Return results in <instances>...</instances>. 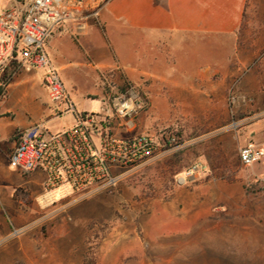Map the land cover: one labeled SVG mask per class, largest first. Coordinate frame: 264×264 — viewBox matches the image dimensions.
I'll return each mask as SVG.
<instances>
[{
	"label": "rangeland",
	"instance_id": "374dc122",
	"mask_svg": "<svg viewBox=\"0 0 264 264\" xmlns=\"http://www.w3.org/2000/svg\"><path fill=\"white\" fill-rule=\"evenodd\" d=\"M10 4L11 0H0V13ZM260 67L232 70L227 85L221 84L226 71L218 70L217 87L209 97L158 95L159 87L133 85L122 73L119 84L102 87L103 100L91 95L95 87L83 72L82 79L72 76L70 80L56 67L78 113H99L104 101L108 103L133 86L149 106L129 121H115V133L123 139L152 136L160 144L159 152L136 169L121 170L114 188L44 207L37 200L43 191V175L24 176L11 170V150L6 154V149L14 140H0V264H99L106 242L120 244L117 253L139 239L168 241L172 237L167 229L180 228L221 235L217 254L213 243L194 248L193 254L204 260L210 255L223 259L230 255L223 247L236 253L247 237L249 247L261 249L258 254L264 263V178L261 171L246 169L239 160L241 147L250 141L264 142V95L257 94L263 89L258 85L264 79ZM29 76L34 80L18 83L4 102L15 115L8 121L15 133L39 123L53 132L71 124V113L42 114L40 109L55 113L57 108L41 82L43 71L24 73L14 83ZM77 80L81 84L74 89L72 83ZM26 95L38 97L34 107ZM197 166L199 170L189 175ZM182 217L184 222L178 220ZM177 252L184 253V249L172 250Z\"/></svg>",
	"mask_w": 264,
	"mask_h": 264
},
{
	"label": "crops",
	"instance_id": "0c3cea01",
	"mask_svg": "<svg viewBox=\"0 0 264 264\" xmlns=\"http://www.w3.org/2000/svg\"><path fill=\"white\" fill-rule=\"evenodd\" d=\"M46 48L66 79L81 78L83 72L95 87L91 95L102 100V87L119 84L122 73L133 85L159 87L158 95L188 93L209 97L216 90L218 70L226 71L221 83L224 85L232 78V70L250 69L257 64L264 70V0H83L75 15L57 28ZM33 80L29 76L12 84L0 100V140L10 143L16 134L8 122L15 115L4 107L5 100L18 83ZM80 84L77 80L72 88L77 89ZM258 85L263 89L257 94L264 95V79ZM25 98L33 107L38 102L34 95ZM40 110L45 117L55 114L51 109ZM74 124L73 115V122L63 129ZM13 147L14 142L6 154ZM44 181L43 175L42 188ZM43 193L44 189L37 200ZM178 220L184 222L186 218ZM167 232L177 241L170 238L149 243L148 239H139L117 253L115 249L120 244L106 242L99 264H264L258 254L261 249L249 247L247 237L236 253L229 246L223 247L230 253L228 257L210 255L204 260L193 254L194 248L213 243L212 250L217 254L221 235H202L198 228ZM181 248L184 253H172Z\"/></svg>",
	"mask_w": 264,
	"mask_h": 264
},
{
	"label": "built area",
	"instance_id": "2783aa9c",
	"mask_svg": "<svg viewBox=\"0 0 264 264\" xmlns=\"http://www.w3.org/2000/svg\"><path fill=\"white\" fill-rule=\"evenodd\" d=\"M82 3L83 0H11L9 9L0 13V100L19 76L43 71L42 84L49 100L57 105L55 114L75 116L72 127L58 132L39 123L14 135L10 169L24 176L43 173L44 193L38 202L44 207L75 195L116 187L121 170L148 163L160 147L157 139L149 135L123 139L115 133V121H129L149 106L148 99L133 86L105 103L96 114L78 113L72 103L46 45ZM239 160L244 168L261 171L264 178V142L250 141L241 147ZM198 170V166L194 167L189 175Z\"/></svg>",
	"mask_w": 264,
	"mask_h": 264
},
{
	"label": "trees",
	"instance_id": "16d2710c",
	"mask_svg": "<svg viewBox=\"0 0 264 264\" xmlns=\"http://www.w3.org/2000/svg\"><path fill=\"white\" fill-rule=\"evenodd\" d=\"M0 94H1V90H0ZM166 141L169 142V138L166 137Z\"/></svg>",
	"mask_w": 264,
	"mask_h": 264
}]
</instances>
